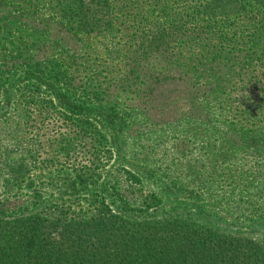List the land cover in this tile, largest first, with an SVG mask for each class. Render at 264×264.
<instances>
[{
	"label": "trees",
	"instance_id": "1",
	"mask_svg": "<svg viewBox=\"0 0 264 264\" xmlns=\"http://www.w3.org/2000/svg\"><path fill=\"white\" fill-rule=\"evenodd\" d=\"M1 48L0 264H264V234L199 221L264 227V0H0ZM167 80L205 88L207 124L153 121ZM186 124L255 150L175 172L156 149L168 134L192 147ZM101 146L116 168L99 182Z\"/></svg>",
	"mask_w": 264,
	"mask_h": 264
},
{
	"label": "rangeland",
	"instance_id": "2",
	"mask_svg": "<svg viewBox=\"0 0 264 264\" xmlns=\"http://www.w3.org/2000/svg\"><path fill=\"white\" fill-rule=\"evenodd\" d=\"M17 21L20 23V25H24L23 24L24 21L22 18L19 17ZM56 33H57L56 31L52 32V34H56ZM2 50L3 49L1 48L0 49L1 58H4V55L6 56L11 55V52L8 48H5L3 51ZM158 66H161V65H158ZM23 69L24 67H20L21 73L24 72ZM24 75H25V72L23 73V76ZM204 90L205 88H202V89L196 88V87L194 88L188 80H182V81L167 80L166 82H164L163 86H161L156 92V102L157 103L159 102L158 97L160 96V94L158 92L161 91L160 93H162V97L160 96V98L161 99L165 98V100H167V104L163 105L161 112H159V110L155 108L152 110L153 121H160L162 119L163 120L165 119L166 121L168 119H173L174 117H176L177 118L176 120H181L184 123V121L190 116L189 114L191 113V114H196V116H199L197 119L203 118L204 124H207L208 118L204 116L203 114V110L205 109L199 111V102L200 100L204 98V94H203ZM255 94L256 92L250 93V97L254 98ZM0 100H2V98H0ZM191 119H193V116L192 117L190 116V120ZM190 126H193V124L185 125V133H188L190 136L188 137V141L194 142L192 147H187V145L185 144L187 141H185V143L181 141V142H178V145H175L173 148V142H176L178 140L176 139L177 134H168V135L159 137V141H162L161 144H163V146H157L156 152L159 155L162 153H166V157H162L161 160L162 162H165V164H168L170 163V161H173L175 165L174 167H176V170H174L175 172H180L181 167H184V168L190 167V168L198 169L200 167L202 168L203 166H206L207 164H208L207 166H209V164H212V163L221 165L224 168L226 164H229L231 161L237 160L239 157H240V160L241 158H244V157L245 159L250 160L249 156H251L250 154L252 153L253 150H255L254 145L252 144L253 137H249V143L245 146L244 149L241 148L238 142L230 147L229 146L231 144L230 140L231 138H235V135L234 134L230 135V131L223 130V128L221 130H216V132H214V135L211 138L212 140L211 144L205 145L204 139L206 138V134L205 133L201 134V132H203V129H200L199 131L200 133L197 136H194L192 129H190L191 128ZM0 130L4 131V128L0 127ZM5 131L7 132L6 129ZM0 137L3 138L2 141L4 143H7L5 141V134H3V132L1 133ZM101 147L102 148H100L99 150L100 152L98 154L97 164H96L97 167L103 169L101 173L97 175V179L99 180V182L102 181L103 171L107 170V173H109L110 171H112V169L116 168L114 167L115 166L114 164L116 162L114 161L112 155L109 156V154H106L104 152V150L107 149V146H101ZM185 148H188L190 151L184 156H182L181 152L184 153ZM174 151L179 152L177 153L179 154L177 155L178 158L175 157L176 152ZM261 152L264 155V149H262ZM108 157H111V159H109ZM236 167H238V164L236 165ZM247 170H248V167H247ZM249 172L251 171L250 170L247 171V174L249 176H252ZM55 175H56V178L50 179L51 177ZM55 175L45 174L42 176L31 177V179L33 180L35 184L34 188L37 189V185H39L40 183L53 184L54 182L58 180L61 183L64 181L63 178H65L66 176V175L64 176L61 173H56V172H55ZM249 181L251 182V179ZM258 183L260 185H263L262 182H257L256 187L254 188L253 187L254 183H251L249 187L250 192H256L255 189L259 188L260 186ZM23 184L24 185H23L22 192L24 194L28 192V194L25 195L26 197H28L29 194H31L32 192V188L27 187L26 182H24ZM51 186L49 185V189L48 187L45 188L44 190L45 194L48 195L49 193H52V192L56 194L57 190H55ZM94 186L95 185H91V184L88 185V187L86 188V190L88 191L87 193H90L92 192V190H95ZM254 194L256 193L250 194L248 198ZM202 203L203 205H205L206 202L203 201ZM220 203L225 207V209H229L231 207L228 196H226V198H222V200H220ZM168 206H170L169 201L167 202L164 208H167ZM187 210L193 211V207H191V204L188 206ZM227 214L228 216L225 219H222L221 221H217L215 224L210 223L208 219H203L201 217L199 221L205 223V225L207 224L206 226H211V227L213 226V227H218L222 230H230L231 232H238L239 234L245 237H248L251 240L262 238V235L264 234V227H260L257 231L254 232L250 229V227L245 222L239 219L232 220L231 214L230 213H227ZM225 226L226 228H224Z\"/></svg>",
	"mask_w": 264,
	"mask_h": 264
}]
</instances>
